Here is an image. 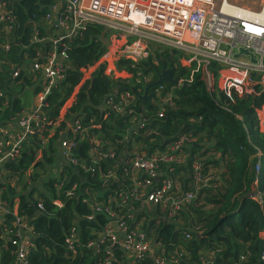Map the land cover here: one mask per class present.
<instances>
[{
	"label": "trees",
	"instance_id": "16d2710c",
	"mask_svg": "<svg viewBox=\"0 0 264 264\" xmlns=\"http://www.w3.org/2000/svg\"><path fill=\"white\" fill-rule=\"evenodd\" d=\"M63 1L0 0L4 5V17L0 19V87L5 91L0 98V134L7 126H15L32 104L26 97L27 92L35 97L43 89L33 80L34 73L38 76L41 73L32 72L31 68L35 61L44 62V53L53 46L41 39L47 34L52 6L63 5ZM103 27L89 24L79 35L59 46L60 50L64 45L69 47V69L63 81L46 97L44 114L56 121L72 95L73 103L66 109L53 136L49 137L48 130L52 125H46L47 128L25 144L20 158L7 162L2 170V174L6 172L10 179L16 180L30 166L46 168L43 160L52 163L55 141L62 138L72 120L77 118L81 128L91 127V135L79 139L71 154L79 163L70 165L66 162L54 179L45 180L47 192L40 193L39 200H33L38 188L24 195L18 193V186L0 184L3 200L7 204L14 203L18 196L19 216L25 217L33 227L35 238L27 264H104L106 249L100 253L88 244L99 240L108 218L98 214L95 222L86 219L92 209L83 201L80 184L99 192V201L111 205L115 214L128 216L131 213L129 206L139 208L142 200L132 201L137 180L134 171L123 161L126 153H169L171 143L180 135H188L192 141L178 152L183 161L178 164L180 175L175 180L180 184L182 195L192 191L197 196L191 203L184 204L172 220L162 218L166 213L160 205L156 207V214L144 216L145 229L147 224L150 225L148 232L153 239V254L136 260V264H156V258H164L165 264H264L261 258L264 249V177L261 179L258 172L264 157V130L260 128L256 112V108L264 103L260 75H254L257 81L248 85L242 95L235 90L227 95L218 84L215 91H209L201 68L194 71L182 65L180 59L174 60L178 54L175 49H159L140 61L124 57L107 60L75 93L88 70L108 50L106 43L112 33ZM116 32L113 30V37L118 39V34L114 36ZM165 60L173 68L180 85L171 86L167 81L152 85L148 98L143 99L146 87L157 81ZM220 67L216 62L210 65L215 74ZM15 68L20 69V73L12 79ZM126 91L133 97L123 106L125 110L132 109L134 115L119 113L107 105L111 98L115 105H120V95ZM168 92L173 94L172 104L163 101ZM19 93L28 101L16 97ZM141 117H146L147 121L135 134L132 123ZM94 124L98 127L92 128ZM132 137H137L133 144ZM90 138H98L104 150L117 148L119 155L94 164ZM45 139L48 146L44 159L40 160L36 149ZM196 161L202 163L203 177L214 176L211 183L200 188L195 186L192 177ZM82 162L92 166L93 171L87 172L78 166ZM111 168L115 171L113 177L107 176ZM168 168L167 163H160L161 175L154 179L156 186L153 189L162 186ZM141 176L143 179L144 173ZM59 181L64 184L61 191L55 188ZM254 186L260 192L258 197L249 195ZM121 195L131 197H127V204H120ZM110 197H113L112 202H109ZM55 198L62 201V206L54 203ZM39 202L43 203L42 209L38 207ZM15 219L12 214H7L0 220V264H20L18 247L13 243L15 237L7 233L8 229L14 228ZM68 236L74 237L75 252L66 243ZM115 255L118 261L114 264H127L123 252L115 250Z\"/></svg>",
	"mask_w": 264,
	"mask_h": 264
},
{
	"label": "built area",
	"instance_id": "2783aa9c",
	"mask_svg": "<svg viewBox=\"0 0 264 264\" xmlns=\"http://www.w3.org/2000/svg\"><path fill=\"white\" fill-rule=\"evenodd\" d=\"M63 2V5L52 6V11L48 14V23L54 21L66 23L69 30L53 40L54 46L44 53L46 60L35 61L31 68L32 72L41 73L43 89L31 114H23L18 118L15 126L13 124L7 126L0 134V175L6 163L19 159L25 144L30 142L36 133L47 128L46 125H52L48 129L49 135L56 133V128L64 119L62 111L65 106L56 121L49 119L44 111L47 107L46 97L59 82L63 81L69 69L67 57L69 47L64 45L60 50L59 46L79 35L89 24L102 25L119 32L124 37L134 36L132 42L125 43L121 48V53L126 59L133 61L147 59L156 51L157 45L160 49L164 47V49L179 50L187 57L192 55L191 58L198 65L194 71L201 68L209 91H215L218 84L227 91V95H231V90L242 95L248 85H254L257 81L254 75H260L259 84L264 87V5L261 9L254 10L232 3L226 6L229 0H220V4H217V0H64ZM3 8L4 5L0 3V19L4 17ZM240 47L253 52L257 62L253 63L250 57L245 55L235 58L234 54ZM215 62L221 66L217 74L210 68ZM19 73L20 69L15 68L12 79H16ZM4 95L5 91L0 87V98ZM132 97L133 95L126 91L120 95L118 100L120 105H115L112 98L107 105L114 107L119 113L134 115L132 109L125 110L123 106V103H129ZM172 97L173 94L168 92L163 101L172 104ZM256 112L260 128L264 130V103L256 108ZM158 114L162 116L163 112ZM146 121V117H141L132 123L135 134ZM68 125V130L70 129L68 137L64 139V134L67 132L63 133L61 146L64 148L68 164L77 165L78 158L71 154L79 139L82 140L90 134L91 127L81 128L77 118ZM96 127L97 124L92 126V128ZM91 141L94 164L106 158L114 159L119 155L117 152L119 150L115 147L113 149L110 147L108 151L102 149L100 147L102 142L98 138H92ZM189 141H192L191 137L180 135L171 143L169 153L154 152L142 155L126 153L123 161H126L134 171L137 180L135 194L131 196L132 201L142 200L139 208L129 206L131 213L128 216L115 214L111 205L99 201V192L91 191L89 185L80 184L84 195L83 201L89 203L92 209V214L86 218L93 222L97 220L98 214L108 218V222L103 225V232L98 236L99 240L88 244L89 248L97 249L100 253L102 249H106L107 257L104 264H114L118 261L115 250L124 253L127 264H136V260H141L148 253L153 254V239L148 232L150 225L147 224L148 227L145 229L144 216L156 214V207L160 205L162 212L166 213L162 218L169 221L176 217L184 204L191 203L195 199L197 193L192 191H186L182 195L180 184L175 180L180 175L177 172L178 164L183 161V157H180L178 152ZM161 162L167 163L169 168L162 186L153 189L156 186L153 183L154 179L161 175ZM78 166L87 172L93 171V167L87 166L84 162ZM142 173L145 175L143 179ZM114 174L112 168L107 171L109 177H113ZM192 177L197 188L211 183L210 181L214 179L212 174L208 178L202 176V163L198 161L194 163ZM55 187L61 191L64 184L59 181ZM74 187H77V184H74ZM120 197L121 205L127 204V197L131 198L122 195ZM112 201L113 197H110L109 202ZM54 203L62 206L59 198H56ZM13 204H7L0 196V220H3L7 214L15 216L14 228L8 229L7 233L15 237L13 243L18 247V262L27 264L28 255L33 247L32 240L35 238L34 230L25 217L19 216V205ZM38 207L42 209L43 203L39 202ZM187 237H190L189 234ZM66 243L73 252L76 251L74 237L68 236ZM261 258L264 261V249ZM165 263L164 258H156V264Z\"/></svg>",
	"mask_w": 264,
	"mask_h": 264
},
{
	"label": "crops",
	"instance_id": "0c3cea01",
	"mask_svg": "<svg viewBox=\"0 0 264 264\" xmlns=\"http://www.w3.org/2000/svg\"><path fill=\"white\" fill-rule=\"evenodd\" d=\"M264 4V0H261V4H260V9H261V6H263ZM236 5V4H235ZM237 5H241V4H237ZM243 7H249V6H246V5H241ZM251 8V7H249ZM253 9V8H251ZM105 30H108L112 33V37H110V40L107 41V52L105 54L104 57H102L95 65H93L87 72V74L85 75V77L83 78V81L81 83V85H79L78 87H76L75 89V93H77L82 84L90 77V75L93 74V72L95 70H97L100 65H102L103 63H105L107 60H111V61H116L118 60L120 57H123V54L121 53V48L122 46L125 44V43H128V42H131L133 41V39H135L134 36H128V37H124V35H120L119 32H116L114 34V36L116 34L119 35V38L118 39H115L113 37V30L112 29H108V28H105L103 27ZM69 30V26L65 24H62L60 23L59 21H54L52 23H49L48 27H47V34L45 35V37L43 39H41V41L45 42V44H48V45H53L54 46V43H53V40L60 37L61 35L67 33V31ZM51 46L50 49L53 47ZM156 50L157 49H160V47H155ZM168 50V48H166ZM166 49H164V47H161V51H165ZM49 50V49H48ZM179 53L181 59H180V62L182 63V65L184 66H187V67H190V69L192 70H195V66H196V62L195 60H193L191 57L192 55H190V57L188 58H183V57H187V56H184L182 55L181 56V53L180 52H177ZM46 56V55H45ZM176 57V56H175ZM179 60V58H178ZM166 61V60H165ZM167 63V61H166ZM168 65V63H167ZM168 67H171L168 65ZM172 68V67H171ZM173 69V68H172ZM36 75H33V80L37 81V83H39L41 85V80H42V75L41 76H38V73H34ZM32 89V88H31ZM23 91H26L25 89H23ZM40 94V93H39ZM23 94L19 93L16 97H21L22 99H24V101H28L27 99H25L23 96ZM38 95L35 96L34 98V101L32 102V104L27 107L24 111V114L27 115V114H31V112L33 111L34 107L36 106V104L38 103ZM73 100H74V95H72V97L65 103V110L62 111V114L63 116L65 115V111L66 109L72 105L73 103ZM25 103V102H24ZM68 130V129H67ZM66 130V132H68ZM54 135V132L49 135V137L53 136ZM63 136V135H62ZM47 139H45L43 142H45L39 146L38 149H36V156L38 159L40 160H43L44 158V153H45V150L47 149ZM62 145V138L60 136L59 139H57L55 141V145H54V148H55V155L53 157V161L52 163H47L45 162V160H43V163L45 165L46 168H43L42 165H38V167H33V166H30L28 168V171L24 174V182H22V184H20L19 182H17L15 179H10V175L8 173H4L2 175H0V184H10L11 186H18L17 187V190H18V193L19 194H29V192L33 189V188H37L38 186L42 188L43 185H45V180L48 181L49 177H51L52 179H54V177H56L58 175V171L60 169V167L67 162L66 158H65V153H64V148ZM5 170V168H4ZM36 177V179L33 180V178ZM22 177V178H23ZM257 187V186H256ZM256 187L254 186V189H256ZM40 188V189H41ZM259 194V193H258ZM254 195H257V194H254ZM17 197V200L14 202V205H19V201H20V198L18 196ZM256 197V196H254ZM56 199V198H55ZM62 202V201H61ZM119 249V248H117Z\"/></svg>",
	"mask_w": 264,
	"mask_h": 264
},
{
	"label": "water",
	"instance_id": "95a60500",
	"mask_svg": "<svg viewBox=\"0 0 264 264\" xmlns=\"http://www.w3.org/2000/svg\"><path fill=\"white\" fill-rule=\"evenodd\" d=\"M243 55L249 56L250 60L253 63L257 62V59L255 58L254 53L249 51L248 49H246L244 47H240L237 50V53L234 54V57L240 58ZM164 81H167L168 83H170L171 86H179L180 85V81H179L178 77L174 76V70L171 67H168L166 61H164L163 68H162L161 72H159V74H158L157 81H155L154 83H152L146 87L145 93L143 95V99L146 100L148 98L147 94H148V91L152 85L160 84ZM68 132L64 134V139L68 137ZM258 193H259L258 189H253V191L250 193V195H254V194H258Z\"/></svg>",
	"mask_w": 264,
	"mask_h": 264
},
{
	"label": "rangeland",
	"instance_id": "374dc122",
	"mask_svg": "<svg viewBox=\"0 0 264 264\" xmlns=\"http://www.w3.org/2000/svg\"><path fill=\"white\" fill-rule=\"evenodd\" d=\"M232 3V4H241V5H246V6H249L251 8H253L254 10H259L260 9V4H261V0H229V4ZM217 4H220V0H217ZM264 5V4H263ZM262 7V6H261ZM134 40V39H133ZM132 42V41H131ZM155 45V44H154ZM153 45V46H154ZM166 49V48H165ZM168 50H171L170 48H168ZM178 52H180L179 50H177ZM181 53V52H180ZM180 54L178 53L176 55V57L174 58V60L178 61V58L181 59V57L179 56ZM184 55L183 53H181V56ZM185 56V55H184ZM151 77V76H150ZM26 97L28 99H30L32 102L34 101V94H32L31 92H27L26 94ZM38 97V101H39V98H40V94L37 96ZM65 110V109H64ZM134 136V135H133ZM137 137L133 138L132 137V144L135 142V139ZM260 165H261V169H260V178L262 179L264 177V157L261 158V162H260ZM24 176V175H23ZM21 176L19 178H16V180L22 184V182H24V177ZM23 177V178H22ZM51 179V177H49ZM49 180V179H48ZM38 189L34 192V197L33 199L35 200H39V196H40V193L42 192H47V189H46V186L43 185L42 188L41 187H37ZM41 188V189H40ZM49 193V192H48ZM87 219V218H86ZM88 220V219H87Z\"/></svg>",
	"mask_w": 264,
	"mask_h": 264
},
{
	"label": "clouds",
	"instance_id": "9594fccd",
	"mask_svg": "<svg viewBox=\"0 0 264 264\" xmlns=\"http://www.w3.org/2000/svg\"><path fill=\"white\" fill-rule=\"evenodd\" d=\"M258 172H260V170L258 171ZM56 188V187H55ZM256 189H258L257 187H256ZM250 195V194H249ZM260 195V192H259V194H257V195H254V196H256V197H258ZM33 200H35V199H33ZM166 221V220H165Z\"/></svg>",
	"mask_w": 264,
	"mask_h": 264
},
{
	"label": "flooded vegetation",
	"instance_id": "af4514ba",
	"mask_svg": "<svg viewBox=\"0 0 264 264\" xmlns=\"http://www.w3.org/2000/svg\"><path fill=\"white\" fill-rule=\"evenodd\" d=\"M156 51H159V49H157ZM156 51H155V52H156ZM155 52H154V53H155ZM156 63L158 64V62H156Z\"/></svg>",
	"mask_w": 264,
	"mask_h": 264
},
{
	"label": "bare ground",
	"instance_id": "6f19581e",
	"mask_svg": "<svg viewBox=\"0 0 264 264\" xmlns=\"http://www.w3.org/2000/svg\"><path fill=\"white\" fill-rule=\"evenodd\" d=\"M229 4V2L226 3V6Z\"/></svg>",
	"mask_w": 264,
	"mask_h": 264
}]
</instances>
